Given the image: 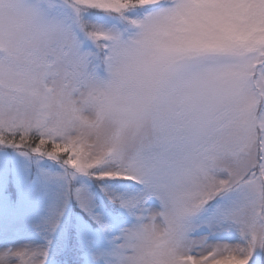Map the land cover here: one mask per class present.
I'll use <instances>...</instances> for the list:
<instances>
[{"label":"snow or ice","instance_id":"1","mask_svg":"<svg viewBox=\"0 0 264 264\" xmlns=\"http://www.w3.org/2000/svg\"><path fill=\"white\" fill-rule=\"evenodd\" d=\"M0 264H264V0H0Z\"/></svg>","mask_w":264,"mask_h":264}]
</instances>
